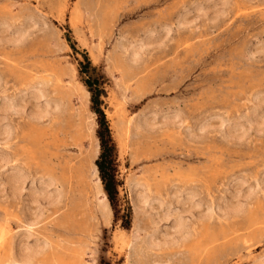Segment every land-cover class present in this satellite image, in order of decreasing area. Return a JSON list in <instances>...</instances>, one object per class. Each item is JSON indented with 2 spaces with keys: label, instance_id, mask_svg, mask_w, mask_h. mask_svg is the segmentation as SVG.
<instances>
[{
  "label": "rangeland",
  "instance_id": "1",
  "mask_svg": "<svg viewBox=\"0 0 264 264\" xmlns=\"http://www.w3.org/2000/svg\"><path fill=\"white\" fill-rule=\"evenodd\" d=\"M88 77L102 82L117 214L95 165ZM38 87L57 103L40 119L32 117L44 106ZM10 100L21 110L7 112ZM124 117L132 118L129 139L137 134L131 146L137 141L130 151L128 139L120 154ZM4 125L0 264H24L27 249L35 252L31 264H264V0H0ZM45 177L56 181L58 201L42 204L31 228L28 188ZM137 179L144 183L137 192L153 199L144 216L131 199ZM166 210L158 238L178 217L190 237L149 249L143 240Z\"/></svg>",
  "mask_w": 264,
  "mask_h": 264
},
{
  "label": "bare ground",
  "instance_id": "2",
  "mask_svg": "<svg viewBox=\"0 0 264 264\" xmlns=\"http://www.w3.org/2000/svg\"><path fill=\"white\" fill-rule=\"evenodd\" d=\"M69 19L72 22V24H76L77 21H78V13H74ZM21 32L22 31H16L15 32V36L16 37L21 36L22 35ZM141 49H142V46H138L137 48H132L130 51H128L129 52V56L131 57L132 60H135V59L138 58ZM44 82H47V80L45 79L44 81H39L37 83L35 82V86L37 87V86H39L41 84H44ZM36 90H37L38 97H41V98L44 99V104H43L44 106H43V109H41V110L40 109H37V111L34 110V112L32 113V117H34L36 119H40V118L46 116L47 113H49L51 111V109L55 110L57 108V103L53 102L51 99L47 98L46 95H44V92H43L44 90L43 89H40L38 87ZM113 106H114L115 110H118V109L121 110V108H122L121 104H119V103H115ZM5 110H7V112H8V110L16 112V111H20L21 109L16 107L14 102L10 100L9 103L6 105ZM172 118L174 120L176 118V115L175 114L172 115ZM122 120H124L123 122H121V124L123 123V126L121 127L120 131L118 132V134H117L118 136H116L117 146H118V150H119L120 154H124V153L127 152V144H128V139H129V130H130V126H131V123H132V118L131 117H124ZM1 129L2 130H0V135H2V137H4V139H7L8 136H9V133H10V126L9 125H4V128H1ZM15 170L17 171V169H15ZM94 174H96V171L94 172ZM28 180L29 179H27V182H28ZM11 181L14 183L13 192L15 194H19L20 191L23 190V184H24L23 181L21 180L20 175H16ZM38 181L39 182H32L31 185H29V188H28L29 189V197L32 199V202L35 203V205H36L35 209H34V213L31 216V223H29L30 226L31 225L33 226L35 224L38 214L41 213L42 204H46L47 203V204L51 205V204H54L56 201H58L59 190H58V187H56L57 186L56 185L57 184L56 181H54L52 179V177L51 178L48 177L47 179H46V177H45V179L41 178ZM36 183H38V184H36ZM51 186H53L52 187L53 188L52 192L49 191V188H51ZM130 186L131 187H129V188H130V191L132 192V198L131 199H132V204H133L134 210L139 215L144 216L147 213V211L149 209H151V202L153 201V199L150 198L149 194H146L145 192L144 193L142 191L137 192L138 188H141V186H144V183L141 180H139V179L134 180ZM27 195H28V193H27ZM29 197H27V198H29ZM211 210H212L211 208H208L207 211H205V213L203 215H205V216L209 215ZM103 212L105 214V222L109 221V219H110V210H109L108 205L104 204ZM167 218H168V210H166L165 212H163V214H161V216L158 218V221H156V224L152 223V231H151V233L148 234L143 240V243L145 244V247H147L149 249H152V248H156L157 246H159L160 243H162V244H165V243L174 244L177 241H180V240H182L184 238L190 237L189 227H187L188 223H185L182 220L181 217H178V218H175L173 220L171 229H169L171 231L169 233L167 231H165L164 234L161 235V237L159 239L158 236H157L158 235V231H159L158 230V226L159 225L157 226V223L160 224L159 221H162V220L167 219ZM136 225H137V223L133 227L134 231L138 230V229H136L137 228ZM32 226H31V228H32ZM29 230H31V229H29ZM29 230H27V231L29 232ZM0 233H1V231H0ZM1 234H4V232L1 233ZM131 236L132 235H130V239H131ZM118 237H119V240L124 238L122 235H120ZM1 239H2V237H1ZM131 242H132L131 240L126 241V246L129 247ZM37 244H38V242H37ZM18 250H19V248H18ZM39 251H40V249H39ZM34 255H35L34 251H32L30 249H27V252L23 255L21 260H22V262L24 264H31ZM16 263H18V262H16Z\"/></svg>",
  "mask_w": 264,
  "mask_h": 264
},
{
  "label": "trees",
  "instance_id": "3",
  "mask_svg": "<svg viewBox=\"0 0 264 264\" xmlns=\"http://www.w3.org/2000/svg\"><path fill=\"white\" fill-rule=\"evenodd\" d=\"M86 65L88 67L89 62H87ZM91 70L95 72V68H91ZM79 73L82 74L85 72L82 68H80ZM83 84L90 94V108L92 113L96 115L98 125L96 130V137L99 141L100 153L97 160L95 161V165L98 171L99 178L101 180L104 194L114 213L117 214L118 182L115 172V146L110 135L105 115L101 109L102 102L99 98L102 94V90H99V87L102 85V82L98 77H88L83 81Z\"/></svg>",
  "mask_w": 264,
  "mask_h": 264
},
{
  "label": "crops",
  "instance_id": "4",
  "mask_svg": "<svg viewBox=\"0 0 264 264\" xmlns=\"http://www.w3.org/2000/svg\"><path fill=\"white\" fill-rule=\"evenodd\" d=\"M119 83V82H118ZM119 85V84H118ZM120 86H121V84H120ZM126 99V98H125ZM126 101V100H125ZM135 136V135H137V134H135V132L133 131V130H131L130 131V139H129V144H130V147H131V150L130 151H133V149H134V144H135V142L137 141H135V142H133L134 144L131 146V142H130V140H131V138H132V136ZM140 153V152H139ZM139 153H137V154H134V155H130V157H131V160H132V162H139L140 161V157L138 156V154Z\"/></svg>",
  "mask_w": 264,
  "mask_h": 264
}]
</instances>
